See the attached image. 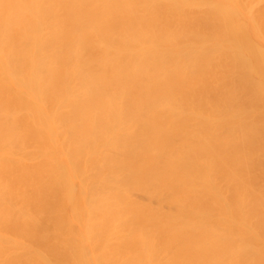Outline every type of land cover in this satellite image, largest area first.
<instances>
[{
	"label": "bare ground",
	"instance_id": "obj_1",
	"mask_svg": "<svg viewBox=\"0 0 264 264\" xmlns=\"http://www.w3.org/2000/svg\"><path fill=\"white\" fill-rule=\"evenodd\" d=\"M0 264H264V0H0Z\"/></svg>",
	"mask_w": 264,
	"mask_h": 264
}]
</instances>
